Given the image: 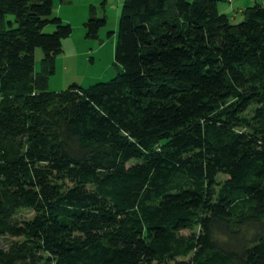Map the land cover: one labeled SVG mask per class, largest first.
<instances>
[{"label":"trees","instance_id":"16d2710c","mask_svg":"<svg viewBox=\"0 0 264 264\" xmlns=\"http://www.w3.org/2000/svg\"><path fill=\"white\" fill-rule=\"evenodd\" d=\"M217 2L124 0L121 71L55 92L71 25L0 0V264H264V2Z\"/></svg>","mask_w":264,"mask_h":264},{"label":"rangeland","instance_id":"374dc122","mask_svg":"<svg viewBox=\"0 0 264 264\" xmlns=\"http://www.w3.org/2000/svg\"><path fill=\"white\" fill-rule=\"evenodd\" d=\"M124 0H54L53 14L70 24L72 33L62 41V51L55 58V71L48 76L47 90L62 91L73 84L89 86L95 82H107L121 71L115 61L116 40L121 7ZM191 1V0H189ZM261 4L264 0H219V10L227 13L232 23L243 19V10ZM95 16L105 19L97 37H87L84 24L90 17V7ZM223 8V9H221ZM235 13L236 17H232ZM53 25L45 32L52 33ZM42 49L37 47L34 56V72L42 71ZM119 68V70H118ZM29 211H24L29 216Z\"/></svg>","mask_w":264,"mask_h":264},{"label":"crops","instance_id":"0c3cea01","mask_svg":"<svg viewBox=\"0 0 264 264\" xmlns=\"http://www.w3.org/2000/svg\"><path fill=\"white\" fill-rule=\"evenodd\" d=\"M219 1V0H218ZM53 2H54V0H53ZM219 3L217 2V6H218V9H219V5H218ZM221 9H223V8H221ZM243 9L242 8H240L239 9V11L241 12ZM225 14H227V13H225ZM227 16H228V14H227ZM232 17H236V15H235V13H232ZM80 86H83V85H80ZM84 87V86H83Z\"/></svg>","mask_w":264,"mask_h":264}]
</instances>
